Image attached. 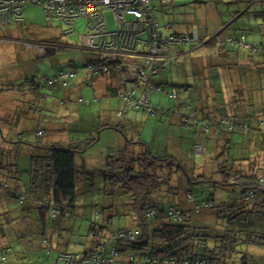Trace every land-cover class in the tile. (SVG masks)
Listing matches in <instances>:
<instances>
[{"label": "trees", "instance_id": "16d2710c", "mask_svg": "<svg viewBox=\"0 0 264 264\" xmlns=\"http://www.w3.org/2000/svg\"><path fill=\"white\" fill-rule=\"evenodd\" d=\"M248 2L251 5L264 3L263 0ZM246 12L231 15L221 26L219 34L207 39H202L201 34L198 36L196 30L173 33L175 41L163 46L156 59L155 73L148 80L141 79L138 83L121 80L120 84L117 58L109 60L108 53L86 50L81 44L80 50L88 55L79 70H60L41 81L38 77L30 81L26 79L21 86L26 88L25 92L40 99H55L57 92H69L68 82L75 77L83 76L87 81L108 78L112 83L109 96L120 102L115 111L120 123L102 122L96 126L93 116L82 115L64 125L50 120L35 134L38 138L47 137L46 140L29 143L6 140L1 134L2 124L21 122V111L16 110L10 121L0 119L1 261H6L11 252L22 253V247L30 243L27 237L35 234L37 247L42 248L47 256L54 254V264H63V257L86 260L103 251L105 254L116 253L112 264H254L253 258L242 253L241 249L243 246H264V43L250 42L238 27L237 20ZM154 17L160 31L158 19L156 15ZM247 18L249 22L252 20ZM57 23L60 24V38L40 44L31 42L44 49L39 55L46 50L54 51L58 46L62 48L60 40L66 38L62 35L65 28ZM112 28L113 21L109 30ZM227 30L235 34L222 37ZM259 34H263L262 29ZM184 37L190 41H183ZM32 52L39 56L34 50ZM195 54L197 56L192 58ZM99 64H105L107 71L101 69L96 76L85 72ZM69 73L74 75L59 79L60 75ZM12 82L5 85H14ZM40 82L47 87L48 93H43ZM3 92L1 88L0 96ZM153 93L161 97L157 104L152 103ZM127 95H131L130 98L123 99L122 96ZM142 95L145 107L140 105ZM94 100L79 97L76 101L90 106ZM132 111L160 118L155 132H161L159 127L163 125L169 130L175 129L177 151L182 147L180 139L183 136L186 135L187 139L193 134L206 135L204 143L192 140L188 148L190 155L201 156V167H204L203 157L209 148L220 151L213 157L215 161L219 155L224 157L233 152L237 145L242 148L244 145L247 152L245 157L235 156L237 158L230 160L229 164L224 158L220 160L215 171L221 176L219 182L212 181V175L203 172L191 174L193 170L190 173L188 165H183L176 156L167 152L155 155L152 145L124 137L126 116ZM164 118L163 123L161 119ZM105 129L112 130L117 139L120 134L126 139L119 151L105 159L103 170L105 194L118 197L120 210L117 216L109 210L112 207H108L109 202L101 204L102 213L93 200L85 202L84 196L93 186L86 178L90 176L86 174L84 163L79 167L75 163L76 154L81 158L97 143V138L91 137ZM91 130L95 133L92 134ZM51 133H64L67 141H51ZM134 145L135 149L131 147ZM16 154L27 157L26 170L21 173L17 168ZM234 162L239 163L236 168ZM208 182L235 187L239 192L231 200L217 205L211 199L196 201L189 191L184 192L183 199L179 198L185 186ZM210 207L218 209L216 220L221 221V228L206 226L200 220L201 225H196L190 217L191 210L199 215L196 212L201 208ZM114 217H128V223L115 229ZM66 220L73 222L72 230H85L80 235L83 242L77 246L81 248L79 252L63 249L74 242L61 237ZM9 240L13 241L14 248L8 244Z\"/></svg>", "mask_w": 264, "mask_h": 264}, {"label": "rangeland", "instance_id": "374dc122", "mask_svg": "<svg viewBox=\"0 0 264 264\" xmlns=\"http://www.w3.org/2000/svg\"><path fill=\"white\" fill-rule=\"evenodd\" d=\"M248 1L249 0L230 4V0H175V2H165L168 3L166 5L158 0H152L151 4L155 7V15L158 19L160 31L164 39H169L174 32H192L191 30L193 29H198L202 32H205V29L209 30V26L205 27V25H203L204 22L200 24L199 20L211 16L215 11H219L221 14L226 12L224 14L225 16H231L234 12V15H238L247 10L243 18L237 20V25L240 27V30L246 33L250 42H254L253 40H255L254 44H260L264 42V37L259 34L262 29L261 27L264 26V3L261 5L260 2H255V4L251 5ZM226 2L230 5L226 4ZM92 3L93 2H90L86 11H91L93 8L91 5ZM170 4H173V6L171 7ZM23 11L24 15L21 26L25 32L24 40L29 41V43L36 42L40 44L43 41L60 38V24L55 21L46 20L41 7L27 5L24 7ZM247 17L252 19V23H250L251 21L249 22ZM104 18L107 25L111 27L112 14L106 12ZM84 32V21L77 20L75 23V33L60 40L62 48L58 46L54 51L46 50V53L39 56H36L32 52L34 48L28 49L27 51L26 46L18 42V39H14L13 42L10 43L0 44V89L2 88L4 91L0 96V119L1 121L4 119L10 121V118H12L16 110L17 112L21 111L19 114L21 122H17L15 125H1V134L6 140H22L29 143H34L36 141L43 142L47 137L38 138L35 134L37 129L43 128L44 125L46 126L47 121L55 120L59 125H64L65 122L71 123L78 115L93 116L96 126L102 124V122L112 125L120 123L115 117V111L119 107L120 102L112 96H109V98L104 96L99 90L94 89L91 84L86 85L87 81L83 76L70 79L67 86L69 92H57L55 94V99L36 98L33 94L25 92L24 90L26 88L21 87L24 85L23 83H25L26 79L30 81L38 77L39 81H41L43 78L50 77L53 73L60 70L67 72L70 68L76 70L82 68L86 56L88 55L87 52L79 48L81 44V35ZM196 56L197 54L192 58ZM110 57L112 56H109V58ZM82 79H84V81H82ZM8 81H14L12 82L14 85L6 86L5 84ZM40 83H42L41 89L43 93H46L47 87L43 82ZM177 90V92H179L180 88ZM79 97L95 100L92 101L90 106H84L77 103L76 100ZM179 98H181V94ZM159 99L161 100L160 95H156L155 93L152 94L153 104H157ZM176 101H178V99ZM174 102L175 100L173 103ZM126 118L128 121L124 124L125 138H128L130 141L140 140V142L146 145H152L155 155H161L162 152H167L168 154L176 156L183 165H188L187 169L190 173L191 170H193L191 174L203 172L207 175H212V181L219 182V180H221L220 174L215 171L218 170L222 158L229 164L230 160L237 158L235 156L245 157V153L247 152V149H244V145L243 148L241 145H237L234 147L233 152L225 154L224 157L223 155H219L218 160L215 161L213 157H216L220 151L219 149L215 150L214 148H209L208 151H205L203 157L205 162L204 167H201V156L190 155L188 148L192 140H201L202 143H204L207 137L206 135L193 134L187 139H185L186 135L183 136V139H180L182 147L177 151L175 148L177 146L178 134L175 129L169 130L163 125L161 128L159 127L161 132H159V130L155 132L156 128H158L157 125H160V118L150 117L147 113L139 111L129 112ZM161 121L164 123L166 118H164V120L161 119ZM51 135V141H58L60 139L67 141V135L64 133H51ZM124 137L120 134L117 139V135L109 129L96 132L91 138H97V143L84 152L81 158L79 154L75 156L77 167L84 163L83 166L86 169V174L88 173L91 177L86 178L90 179L91 184H89L93 186L90 192H86L84 196L86 199L85 202L93 200L92 203L95 204L97 210L101 213L103 212L101 210V204L105 201L109 202L108 207L112 206L109 209L112 214L116 213L117 216V212L120 210L119 205L117 206L118 197L116 194H112L111 198L110 196L108 197L103 190V170L105 159L120 150V145L126 141ZM7 146L12 147V145ZM131 147L135 149L136 145ZM25 156V154H16L15 160L18 164L17 168L19 173L26 170L24 169L27 164V157ZM12 160H14V154L11 156L10 161L12 162ZM236 162H234L235 168L239 165V163ZM0 174L2 175V171H0ZM186 191L192 193V195L196 197V201L211 199L215 205L231 200L234 196H237L239 192L235 187L220 186L210 182L200 185L191 184L190 186H185V188L181 190V194L179 195L180 199H183L184 192ZM108 198L109 200H106ZM188 203L190 204V202ZM204 204L205 203L201 205ZM217 211V208H201L200 212H196L200 214L195 215V211L191 210L190 217L194 219L196 225H201L199 222L200 220L204 222L206 226L212 228L218 226V228H221V221L216 220ZM128 219V217H114V228L123 227L125 223H128ZM65 223L64 229L61 230V237L72 239L74 242L67 248L63 247V249L70 252H79L81 248L77 246L79 243L83 242L80 235L84 234L85 230L83 228L72 230L71 226L73 222L71 220H66ZM67 226H69L68 229H66ZM36 236L35 234L28 236L27 239L30 243L22 247L24 251L22 253L11 252L7 256L6 261L0 260V264H54V254L52 253L49 256L45 255L43 249L37 247L38 242L37 239H35ZM9 241L10 243L8 244L14 248L13 241ZM241 252L247 254L250 259L253 258L254 264L264 263V246H243Z\"/></svg>", "mask_w": 264, "mask_h": 264}, {"label": "built area", "instance_id": "2783aa9c", "mask_svg": "<svg viewBox=\"0 0 264 264\" xmlns=\"http://www.w3.org/2000/svg\"><path fill=\"white\" fill-rule=\"evenodd\" d=\"M159 1L168 4L165 2L175 0ZM90 2H93L91 4L93 8L86 11ZM27 5L41 7L47 20L61 23L65 28L62 32L64 38L75 33L76 20H85L81 47L92 51L100 50L116 57L120 84L126 80L138 83L141 79H151V74L155 73L157 56L163 46L175 41L172 36L169 39L162 37L151 0H0V26H21L23 9ZM106 12L112 14L113 28L110 30L104 18ZM183 41L189 42L190 39L184 37ZM19 42L25 45L27 50L34 48L37 55L44 51L40 45ZM109 60H112L111 57ZM99 65L95 68L89 67L85 72L90 76H96L101 69L107 71L105 64ZM73 75L62 74L59 79L65 80ZM130 96L122 97L129 99ZM142 97L143 95L140 97L142 101L140 105L145 107L143 102L145 98ZM115 256L114 251L109 254L103 251L92 254L86 260L68 256L63 257L61 261L63 264H112Z\"/></svg>", "mask_w": 264, "mask_h": 264}, {"label": "crops", "instance_id": "0c3cea01", "mask_svg": "<svg viewBox=\"0 0 264 264\" xmlns=\"http://www.w3.org/2000/svg\"><path fill=\"white\" fill-rule=\"evenodd\" d=\"M230 1H231L230 4H232V3L242 2L243 0H230ZM173 4H170L171 7L173 6ZM225 13L226 12H223L221 14V12L215 11L214 14H211V16H208L205 19L201 18L199 20L200 24L202 22H204L203 25H205V27L209 26V28H208L209 30L205 29V32H202L201 30H198V29H193V30L194 31L195 30L198 31L197 32L198 36H200V34L202 33L201 34L202 35V37H201L202 39H204V38L207 39V38H210L212 35L219 34L221 26L224 25V23L226 21H228L229 18H230V16H225L224 15ZM234 13L232 15H234ZM23 15H24V11H23ZM262 30H263V34H261V36L264 37V27H262ZM227 31H224L225 33H223V35L221 34L222 37L232 36V34H235L233 32L230 33L229 31L228 32ZM184 33H186V32H183V34ZM24 37H25V32L23 31V27L22 26H9V27L0 26V38H2V39H0V44H6V43L13 42V41H9L7 39H18L17 41L19 42L20 39H23ZM261 43H264V42H261ZM82 81H84V79H82ZM73 84H75V83H73ZM90 84L94 87V89L99 90L104 96L109 97V91L111 90L109 88H110V85L112 84V83H110L109 79H107L105 77H100V78L94 79L92 81H87L86 82V85H90ZM74 86H76V85H74ZM91 133L94 134L95 132L93 130H91ZM254 135L255 134H253V136ZM232 140H234L233 137H232Z\"/></svg>", "mask_w": 264, "mask_h": 264}, {"label": "bare ground", "instance_id": "6f19581e", "mask_svg": "<svg viewBox=\"0 0 264 264\" xmlns=\"http://www.w3.org/2000/svg\"><path fill=\"white\" fill-rule=\"evenodd\" d=\"M82 20V19H81Z\"/></svg>", "mask_w": 264, "mask_h": 264}]
</instances>
